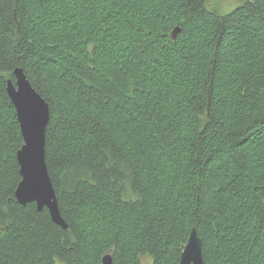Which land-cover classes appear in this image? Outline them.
<instances>
[{
  "label": "trees",
  "instance_id": "16d2710c",
  "mask_svg": "<svg viewBox=\"0 0 264 264\" xmlns=\"http://www.w3.org/2000/svg\"><path fill=\"white\" fill-rule=\"evenodd\" d=\"M16 67L67 228L15 199ZM192 227L204 264H264V0H0V264H173Z\"/></svg>",
  "mask_w": 264,
  "mask_h": 264
},
{
  "label": "water",
  "instance_id": "95a60500",
  "mask_svg": "<svg viewBox=\"0 0 264 264\" xmlns=\"http://www.w3.org/2000/svg\"><path fill=\"white\" fill-rule=\"evenodd\" d=\"M178 31L179 28L175 27L171 36L175 37ZM12 74L15 80H7L6 92L14 105L23 138L16 154L20 180L15 189V199L21 205L34 202L38 210L46 208L54 223L67 228L45 160L49 105L32 87L22 68H14ZM202 244L197 228L192 227L178 261L173 264H204ZM102 264H113L110 254L102 257Z\"/></svg>",
  "mask_w": 264,
  "mask_h": 264
},
{
  "label": "rangeland",
  "instance_id": "374dc122",
  "mask_svg": "<svg viewBox=\"0 0 264 264\" xmlns=\"http://www.w3.org/2000/svg\"><path fill=\"white\" fill-rule=\"evenodd\" d=\"M243 2L244 0H207V5L210 9L216 10L220 14H225L240 6ZM142 264H151V260L143 257Z\"/></svg>",
  "mask_w": 264,
  "mask_h": 264
}]
</instances>
